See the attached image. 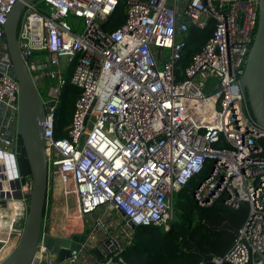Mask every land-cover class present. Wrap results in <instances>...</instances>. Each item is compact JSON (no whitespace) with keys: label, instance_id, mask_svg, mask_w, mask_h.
<instances>
[{"label":"built area","instance_id":"1","mask_svg":"<svg viewBox=\"0 0 264 264\" xmlns=\"http://www.w3.org/2000/svg\"><path fill=\"white\" fill-rule=\"evenodd\" d=\"M15 1L0 0V264L21 240L31 189L29 179L16 182L20 85L6 71L5 24ZM119 1L38 0L22 15L20 53L49 104L41 122L49 185L32 264H96L99 245L97 264H124L133 234L121 228L124 240L115 239V221L89 215L113 210L128 227L169 229L174 194L193 178L202 206L220 198L234 209L250 206L230 251L212 264H264V129L239 84L260 0H130L124 22L106 31ZM212 19V35L181 70L190 27ZM68 81L80 93L58 138ZM50 238L70 242L62 261Z\"/></svg>","mask_w":264,"mask_h":264},{"label":"water","instance_id":"2","mask_svg":"<svg viewBox=\"0 0 264 264\" xmlns=\"http://www.w3.org/2000/svg\"><path fill=\"white\" fill-rule=\"evenodd\" d=\"M35 1L38 0H16L5 24L7 47L12 61V66L6 71L8 75L16 78L20 85L17 140V166L20 177L16 182L26 185L29 179L31 189L23 235L18 245L1 264H32L38 250L48 193L49 166L41 122L46 116V108L49 104H44L28 66L21 56L18 41L23 12L28 4ZM239 84L246 93L256 125L264 129V0H260L257 31ZM16 196L20 198L21 192ZM0 202L4 203V201ZM130 226L134 231L138 227L132 222ZM224 227L230 228L228 223ZM85 238L86 235L75 236L74 241L83 242ZM48 244L53 252L59 254V259L62 261L65 257L64 247L69 246L70 242L65 239L50 238ZM105 244H110V241L107 240ZM75 248H78V244ZM110 249L114 251L116 246L111 245ZM104 252V245H99L93 250L98 261L104 258ZM213 257L204 254V261L212 262Z\"/></svg>","mask_w":264,"mask_h":264},{"label":"trees","instance_id":"3","mask_svg":"<svg viewBox=\"0 0 264 264\" xmlns=\"http://www.w3.org/2000/svg\"><path fill=\"white\" fill-rule=\"evenodd\" d=\"M130 0H120L114 12L104 22V29L112 31L126 18ZM215 21L210 20L204 28L191 26L188 32L181 70L190 62L193 54L210 38ZM80 89L70 81L63 88L57 118L56 136L66 135ZM196 178L174 194L175 218L170 228L157 225H141L134 231L130 243H124L121 256L124 264H212L204 261V254L224 256L228 253L238 231L247 221L250 212L243 202L234 209L218 199L210 206L200 205L194 196ZM228 223L230 228H225Z\"/></svg>","mask_w":264,"mask_h":264},{"label":"crops","instance_id":"4","mask_svg":"<svg viewBox=\"0 0 264 264\" xmlns=\"http://www.w3.org/2000/svg\"><path fill=\"white\" fill-rule=\"evenodd\" d=\"M99 216H103L107 220L112 219L113 221H115L116 224L118 225V227H114L113 226L111 228L112 232H111L110 235L112 237H114L115 239L124 240V237H122V235L118 231H121V228L126 229L127 226L126 225H125L126 227L124 226V224H125L124 223V219L116 211H113V210H107L106 211V209H100V210H98L96 212L91 213L89 215L88 219H89V221H91V220H93V219H95V218H97ZM130 229H132V228L130 227Z\"/></svg>","mask_w":264,"mask_h":264},{"label":"rangeland","instance_id":"5","mask_svg":"<svg viewBox=\"0 0 264 264\" xmlns=\"http://www.w3.org/2000/svg\"><path fill=\"white\" fill-rule=\"evenodd\" d=\"M62 60H64V58H62ZM126 224H124V226H125ZM126 227V226H125ZM170 227V226H169ZM126 229L131 233V234H133L134 233V230L133 229H130V227H126Z\"/></svg>","mask_w":264,"mask_h":264},{"label":"flooded vegetation","instance_id":"6","mask_svg":"<svg viewBox=\"0 0 264 264\" xmlns=\"http://www.w3.org/2000/svg\"><path fill=\"white\" fill-rule=\"evenodd\" d=\"M16 166H17V159H16V162H15ZM15 164H14V167H15Z\"/></svg>","mask_w":264,"mask_h":264}]
</instances>
